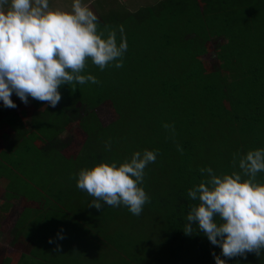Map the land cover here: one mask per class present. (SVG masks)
I'll list each match as a JSON object with an SVG mask.
<instances>
[{"label":"trees","instance_id":"16d2710c","mask_svg":"<svg viewBox=\"0 0 264 264\" xmlns=\"http://www.w3.org/2000/svg\"><path fill=\"white\" fill-rule=\"evenodd\" d=\"M99 31L105 39L115 31L118 44L126 38L122 67L114 61L100 70L89 60L81 74L100 83L61 86L57 107H45L51 112L0 115V136L8 139L0 146V179L8 182L7 195L36 197L38 204L23 211L31 250L18 264H216L212 253L221 255L220 247L202 232L184 233L190 206L198 204L187 193L207 178L200 168L239 172L234 154L238 160L264 148V0H161L99 22ZM214 41H222L221 63L209 70L203 56ZM224 69L234 72L228 82ZM105 100L117 118L104 126L95 108ZM78 102L93 110L82 115ZM75 121L88 144L66 156L72 137L65 132ZM145 150L158 153L140 185L150 197L142 213L88 207L93 197L78 189L79 172L101 163L119 167ZM256 181L264 184V172ZM226 264H264V253Z\"/></svg>","mask_w":264,"mask_h":264},{"label":"clouds","instance_id":"9594fccd","mask_svg":"<svg viewBox=\"0 0 264 264\" xmlns=\"http://www.w3.org/2000/svg\"><path fill=\"white\" fill-rule=\"evenodd\" d=\"M98 23L82 0H73L71 11L50 9L49 0H0V101L4 107H17L12 99L15 93L25 105L31 97L55 108L62 99L61 86L100 83L93 75L81 74L87 61L100 70L114 61H119L116 68L122 67L126 38L121 35L118 44L115 31L103 38ZM123 31L121 26L120 33ZM164 127L175 133L174 125ZM107 146L110 149V143ZM178 151L182 154V147ZM157 153L135 152L119 167L113 162L81 170L77 187L93 197L88 207L101 210L105 205H123L139 216L150 203L140 185ZM237 163L240 171L231 174L217 175L211 167L200 168L207 178L187 193L198 204L190 206L184 233L202 232L212 245L220 247L221 255L212 253L216 264L264 253V184L256 181L257 174L264 172V148L249 151L238 160L234 154L233 168ZM53 242L50 238L49 243ZM60 250L57 244L54 251Z\"/></svg>","mask_w":264,"mask_h":264},{"label":"rangeland","instance_id":"374dc122","mask_svg":"<svg viewBox=\"0 0 264 264\" xmlns=\"http://www.w3.org/2000/svg\"><path fill=\"white\" fill-rule=\"evenodd\" d=\"M95 10L94 14L101 20L114 19L115 15H123V13L130 11H135L139 8L155 6L161 0H94ZM222 41H214L210 44L208 48V53L203 56V61L207 69L214 70L220 67L221 60L218 59L219 44ZM226 81L228 82L234 75V72L230 69H224L223 71ZM68 86L67 84H65ZM70 86V85H69ZM72 88V86H71ZM72 95H75L73 91L70 90ZM12 99L17 105L16 108H6L3 102L0 101V115H3V110L19 111L23 113L26 110L37 111L47 113L48 111L45 107L48 106L45 102H40L29 97V103L25 105L16 95L13 93ZM78 109L82 115L89 114L93 109L86 103L78 102ZM96 117L101 125H109L117 118V112L113 106L111 100H105L99 107L95 108ZM78 117H81L82 115ZM29 117V116H28ZM25 127V125L23 126ZM16 131H20L22 127L17 126ZM25 129V128H23ZM7 128L2 131L7 132ZM11 133V132H9ZM67 133L65 138L72 137L71 140L64 143L66 147L63 154L66 156L76 155L83 150L84 146H87V134L81 126L80 121H75L69 126V129L65 132ZM0 146L4 147L8 143L7 137L0 136ZM67 143V144H66ZM60 145V144H59ZM62 146V145H60ZM93 145H88L87 149H91ZM102 151V149H99ZM7 180L0 179V264H18L22 255H29L31 250V233L29 229L24 230V226L21 224V217L26 206L37 207L36 200L27 199L25 196H9L7 195Z\"/></svg>","mask_w":264,"mask_h":264},{"label":"crops","instance_id":"0c3cea01","mask_svg":"<svg viewBox=\"0 0 264 264\" xmlns=\"http://www.w3.org/2000/svg\"><path fill=\"white\" fill-rule=\"evenodd\" d=\"M82 2L86 5H88L90 7V9L94 12V10L96 8L94 0H82ZM72 3H73V0H49L50 9H53V10L71 11ZM149 6H151V5H149ZM143 8H145V7H143ZM143 8L141 7L135 11L129 10L128 12L135 13V12H137ZM125 13H127V12H125ZM125 13H123V14H125ZM116 16H118V15H115L114 17H116ZM98 21L100 23H104V22H107L108 20L107 19L101 20L98 18Z\"/></svg>","mask_w":264,"mask_h":264}]
</instances>
